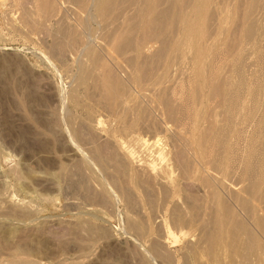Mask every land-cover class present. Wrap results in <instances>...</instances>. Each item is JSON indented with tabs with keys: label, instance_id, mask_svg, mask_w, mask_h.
Here are the masks:
<instances>
[{
	"label": "bare ground",
	"instance_id": "bare-ground-1",
	"mask_svg": "<svg viewBox=\"0 0 264 264\" xmlns=\"http://www.w3.org/2000/svg\"><path fill=\"white\" fill-rule=\"evenodd\" d=\"M58 1L35 0V7L44 15H60L59 20ZM69 1L84 13L76 15L75 24L82 26L84 16L96 19L102 40L93 45L91 35L66 27L58 30L61 36L53 44L86 56L89 67L80 65L77 85L93 90L121 120V131L136 142L116 148L96 143L93 152L107 153L123 173L126 162L139 161L131 183L148 186L150 204L153 185H162L159 193L173 203L176 228L194 226L199 233L196 243L184 242L182 264L196 261L201 242L210 254L222 251L240 258V264L261 259L264 100L259 95L264 94V74L246 85L243 61L246 45L255 44L260 28L254 11L264 7V0ZM254 52L259 61L261 52ZM179 198L192 211L189 221L180 213ZM231 201L242 207L250 224L238 217ZM128 226L145 229L134 222ZM162 245L153 239L149 249L164 261L169 256Z\"/></svg>",
	"mask_w": 264,
	"mask_h": 264
},
{
	"label": "rangeland",
	"instance_id": "rangeland-1",
	"mask_svg": "<svg viewBox=\"0 0 264 264\" xmlns=\"http://www.w3.org/2000/svg\"><path fill=\"white\" fill-rule=\"evenodd\" d=\"M63 1L57 3L61 22L60 15L39 12L35 0H0V264H182L184 242L196 243L199 233L194 226L176 228L173 203L159 193L162 185H153L150 204L148 186L131 183L139 161L133 158L118 172L107 153L92 150L96 143L116 148L136 142L93 90L77 85L78 68L89 67L86 56L53 44L66 27L91 35L93 45L102 40L96 19L84 16L79 27L73 19L84 13ZM254 18L260 28L255 44L245 48L246 85L264 74L263 6ZM259 97L264 100V94ZM195 192L203 195L200 188ZM230 204L251 223L239 204ZM179 207L187 221L193 218L181 200ZM129 222L145 229L134 231ZM153 239L162 242L170 261L152 254ZM198 246L191 264H240L222 251L210 254L204 242ZM262 254L252 264H264Z\"/></svg>",
	"mask_w": 264,
	"mask_h": 264
}]
</instances>
